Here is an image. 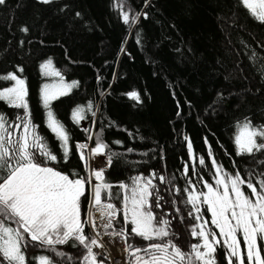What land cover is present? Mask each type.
Here are the masks:
<instances>
[{
  "label": "trees",
  "instance_id": "trees-1",
  "mask_svg": "<svg viewBox=\"0 0 264 264\" xmlns=\"http://www.w3.org/2000/svg\"><path fill=\"white\" fill-rule=\"evenodd\" d=\"M115 3L6 0L0 5V74L24 69L17 74L28 82L33 120L57 156L54 163L45 161L47 166L87 181L85 162L76 145L87 141L91 133L94 145L100 134L108 145L107 153H116L104 173L113 185V196L109 198L102 190L101 201L117 207L114 225L118 230L125 228L127 243L145 248L160 242L145 241L131 233L130 224L124 225L119 210L124 193L118 185L131 184L135 176L152 177V211L157 219L170 221L172 235L167 239L182 251L190 252L192 245L202 242L192 235L194 227L200 231L197 225L214 231L222 242L206 205L197 213L187 200L190 193H201L205 182L213 184L217 179L213 159L223 172H239L246 182L251 179L259 191L256 181L264 177V152L237 156L234 137L245 118L255 126L264 125V77L257 74L259 64L264 63V23L258 22L240 0H128L132 14L147 15H141L138 24L130 28L122 22ZM25 28L27 32L22 30ZM137 32L140 43L136 42ZM122 47L126 49L123 53ZM253 53L255 61L250 59ZM49 59L65 82H79L70 95L52 105L70 136L67 161L59 141L46 127L39 96L43 84L59 83V77L41 75L40 65ZM10 84L0 82V89ZM131 91L140 94V103L129 99ZM89 101L95 115L85 112V119L77 125L72 111L77 106L86 107ZM17 111L21 110L0 102V112L13 121ZM129 148L134 151L129 153ZM160 176L165 178L163 183ZM85 190L81 198L83 220L88 183ZM157 201L159 207L155 206ZM84 233L91 239L86 225ZM56 248L65 255L57 256L39 243H30L24 249L26 264H37L41 255L50 257L54 264H82L86 255L75 240ZM215 255L217 264H227L224 248H218ZM132 259L127 252V264Z\"/></svg>",
  "mask_w": 264,
  "mask_h": 264
},
{
  "label": "snow or ice",
  "instance_id": "snow-or-ice-1",
  "mask_svg": "<svg viewBox=\"0 0 264 264\" xmlns=\"http://www.w3.org/2000/svg\"><path fill=\"white\" fill-rule=\"evenodd\" d=\"M5 2L6 0H0V5ZM39 2L51 4L53 0ZM240 3L258 22L264 23V0H240ZM114 7L122 22L130 28L138 24L141 15L147 18L146 13L132 14L128 0H116ZM22 30L27 32L26 28ZM136 36V42L140 43L138 32ZM120 51L123 53L126 49L122 47ZM250 59L255 61L256 54L253 53ZM40 69L42 76L59 77L58 84H43L39 96L41 106L46 112V127L59 141L64 160L67 161L70 155V136L57 119L52 105L61 97L70 95L73 89L79 87V82H65L63 75L52 67L51 59L41 64ZM23 71L22 67H18L15 72L0 74V82H11L10 86L0 89V102L10 109L21 110L17 111L14 121L6 113L0 112V264H26L24 249L30 243H39L55 255L63 256L65 254L57 251L56 246L65 245L70 240H75L86 249L82 264H97V253L93 251V246L103 248V244L96 239L87 238L84 233L85 225L89 221L82 219L81 198L86 195L85 184H92L91 177H94L97 183L92 185V207L105 222L103 226L106 229L111 228L118 209L112 203H102L101 193L105 190L108 197L112 198L113 185L106 181L104 169H93L86 181L84 178H70L44 163L56 162L57 156L49 148L48 141L38 131L39 126L33 120L28 82L17 74ZM257 74L264 77V63L259 64ZM127 95L129 99L141 102L137 91H131ZM93 107L89 101L86 107L74 108L73 122L78 125L85 119V112L95 115ZM88 138L92 139L91 136ZM234 143L237 156L264 152V125L255 126L251 120L245 118L238 126ZM187 147L189 155L192 156L190 141ZM76 148L80 159L85 162V167L89 166L88 160L108 154V145L100 134L96 135L95 147L87 155L84 152L88 148L87 144L79 143ZM127 151L131 153L134 149L129 148ZM115 155L116 153L108 154L109 166ZM199 163L203 165L204 159L201 158ZM212 165L217 176L215 187L205 182L207 191L196 195L190 193L187 203L197 213L200 212L198 201L207 206V212L211 214L212 224L219 230L222 242L214 231L197 225L200 231L197 232L194 227L192 235L199 236L202 242L192 245L190 252L182 251L171 239H167L172 235L169 230L170 221L162 217L157 219L152 211L150 197L154 196L152 189L155 188L152 177L135 176L131 184L121 182L118 185L124 193L122 208L119 209L124 216V225L130 224L131 233L145 241H160L149 243L145 248L126 243L125 251L133 258L128 264H217L215 254L221 247L225 249L227 264H245V257L246 264H264V247L258 244V241H264V177L256 181L259 185L258 191L253 181L249 179L246 182L239 172L234 175L223 172L215 159L212 160ZM159 179L161 183L165 180L163 176ZM245 183L247 189L251 190L250 195L242 190ZM155 206H160L158 201ZM197 219H200L199 215ZM9 223L15 226H9ZM108 234L127 241L128 233L124 227L118 232ZM238 234L243 237V250L237 238ZM37 259L38 264H54L46 255Z\"/></svg>",
  "mask_w": 264,
  "mask_h": 264
},
{
  "label": "built area",
  "instance_id": "built-area-1",
  "mask_svg": "<svg viewBox=\"0 0 264 264\" xmlns=\"http://www.w3.org/2000/svg\"><path fill=\"white\" fill-rule=\"evenodd\" d=\"M88 145V148L84 150L85 154L95 147L92 142V139H87V141L82 142ZM108 157L107 155H98L93 159L88 160L87 170V179L90 177V172L95 170L104 169V173L108 170L109 164L107 163ZM92 184H89V199L87 203V211H86V220L89 221L87 223V228L90 233L91 239H96L103 244V248H98L93 246V251L97 253L96 261L97 264H127V252L125 251L126 243L125 239H122L119 236L109 235L111 232H118L117 228H115L114 222L111 228H105L104 221L100 219L99 212L96 211L94 207H92L93 200V191L92 185L96 183L94 177H91ZM102 203H111L109 201H102ZM113 204V203H112ZM119 211H117L116 217L118 216ZM115 217V218H116ZM93 224L95 227H93ZM86 250V249H85ZM0 261H2L0 259ZM6 264V262H4Z\"/></svg>",
  "mask_w": 264,
  "mask_h": 264
},
{
  "label": "flooded vegetation",
  "instance_id": "flooded-vegetation-1",
  "mask_svg": "<svg viewBox=\"0 0 264 264\" xmlns=\"http://www.w3.org/2000/svg\"><path fill=\"white\" fill-rule=\"evenodd\" d=\"M244 191H245L246 194L250 195V191H251L250 189H247V187H246V189ZM250 198L253 199V200L255 199L254 197H251V196H250ZM237 238L240 241V246L243 247V249H244L243 238L240 237L239 234H238ZM258 244H260L262 247H264V241H258ZM245 264H246V257H245Z\"/></svg>",
  "mask_w": 264,
  "mask_h": 264
},
{
  "label": "rangeland",
  "instance_id": "rangeland-1",
  "mask_svg": "<svg viewBox=\"0 0 264 264\" xmlns=\"http://www.w3.org/2000/svg\"><path fill=\"white\" fill-rule=\"evenodd\" d=\"M212 186H214L215 187V182H213V184H211ZM207 191V189L205 188L202 192H206ZM221 191H222V189H221ZM201 192V193H202ZM200 200H202V197L200 198ZM197 204H198V207L200 208V209H202L203 208V204L202 203H200L199 201L197 202ZM207 207V206H206ZM211 215V214H210ZM218 232H219V230H218ZM220 234V233H219ZM241 237H242V235H240ZM243 238V237H242ZM36 262H37V264H38V259L36 260Z\"/></svg>",
  "mask_w": 264,
  "mask_h": 264
}]
</instances>
